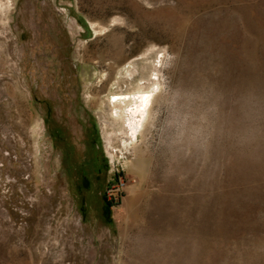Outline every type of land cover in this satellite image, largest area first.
I'll return each instance as SVG.
<instances>
[{
	"label": "rangeland",
	"instance_id": "rangeland-1",
	"mask_svg": "<svg viewBox=\"0 0 264 264\" xmlns=\"http://www.w3.org/2000/svg\"><path fill=\"white\" fill-rule=\"evenodd\" d=\"M0 264H264V0H0Z\"/></svg>",
	"mask_w": 264,
	"mask_h": 264
},
{
	"label": "bare ground",
	"instance_id": "bare-ground-1",
	"mask_svg": "<svg viewBox=\"0 0 264 264\" xmlns=\"http://www.w3.org/2000/svg\"><path fill=\"white\" fill-rule=\"evenodd\" d=\"M128 69H129V66H128V68H125V74H130V73L132 74L130 69L129 70ZM120 79H122V78H120ZM118 80L119 79H117V82H118ZM152 96L153 95L151 92L146 93L144 91L143 92L140 91L138 93V95H135L133 97H130L127 95L126 96L125 95L124 96H122V95L114 96L113 101H118V99L119 100L123 99L124 101L125 100L127 101V99H130V101H132V103H131L132 107H130L129 110L126 109L127 110L126 114H127L128 120H129L128 126L131 128V130L133 131V135H135V136L137 135L139 128L143 127V125H144V120L146 119L147 114L149 113L148 109H146V108H147L148 103L151 101ZM118 103H119V101H118ZM125 103H127V102H125Z\"/></svg>",
	"mask_w": 264,
	"mask_h": 264
},
{
	"label": "built area",
	"instance_id": "built-area-1",
	"mask_svg": "<svg viewBox=\"0 0 264 264\" xmlns=\"http://www.w3.org/2000/svg\"><path fill=\"white\" fill-rule=\"evenodd\" d=\"M121 185H122V183H121Z\"/></svg>",
	"mask_w": 264,
	"mask_h": 264
},
{
	"label": "trees",
	"instance_id": "trees-1",
	"mask_svg": "<svg viewBox=\"0 0 264 264\" xmlns=\"http://www.w3.org/2000/svg\"><path fill=\"white\" fill-rule=\"evenodd\" d=\"M111 202V201H110Z\"/></svg>",
	"mask_w": 264,
	"mask_h": 264
}]
</instances>
